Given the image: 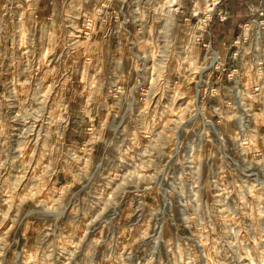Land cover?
I'll return each mask as SVG.
<instances>
[{
  "label": "rangeland",
  "instance_id": "rangeland-1",
  "mask_svg": "<svg viewBox=\"0 0 264 264\" xmlns=\"http://www.w3.org/2000/svg\"><path fill=\"white\" fill-rule=\"evenodd\" d=\"M104 2L0 0L7 264H264V156L251 155H264V131L241 167L233 160L239 126L264 128V78L246 68L238 83H212L211 68L197 71L210 57L197 19L212 0H180L173 14L168 0ZM262 3L211 8L218 55L264 59L254 32L264 13L253 12ZM240 34L248 39L226 47ZM116 83L121 94L105 98ZM193 141L192 157L160 172L173 147Z\"/></svg>",
  "mask_w": 264,
  "mask_h": 264
},
{
  "label": "built area",
  "instance_id": "built-area-1",
  "mask_svg": "<svg viewBox=\"0 0 264 264\" xmlns=\"http://www.w3.org/2000/svg\"><path fill=\"white\" fill-rule=\"evenodd\" d=\"M220 5V4H219ZM216 7V4L214 5ZM251 9H249L250 11ZM205 12V11H204ZM253 12H257L258 15H263L264 11L263 9H259V10H254ZM218 14V12L215 11H211V16H215ZM241 16L243 15V12L241 13ZM224 17V15L218 16V18H216V23L218 20H222L221 18ZM206 20V14L202 16V18L197 19V21L199 22L197 26H199V35L198 37H200V40L202 41L201 46L203 48H205V50H208L211 59L208 58V60L205 62L208 64L207 68H211L210 73H213L214 78L211 80V82H220L221 80H225V79H231L234 77V81L236 83H238V80L236 78H240L242 77V75L245 73L244 71H246V68L251 69H255L256 70V77L257 78H264V59L263 58H255V59H250L249 62L246 61L247 63L243 62L242 56H240V52L237 49H233V50H229L227 49L226 54L224 55H218L216 53L215 50V46H214V29L216 28L215 25H211V22H213V20L211 19V21L208 23L207 26L202 25V21ZM261 22L264 23V19L259 20ZM260 23L258 28L260 29V32L257 33V26L255 28V33L257 34V40L258 42L262 41L264 43V29H262V24ZM243 26L247 25V22H243L242 24ZM221 26V25H220ZM249 27L247 26L245 31L248 32ZM227 39L230 40V42H228L226 44V47L229 45H236V43H239V41L244 42V40L248 39L247 35H239L237 39L232 38L231 36H227ZM204 63V64H205ZM203 64V65H204ZM255 68H254V67ZM205 68V69H207ZM205 69L199 71L200 74L201 72H203ZM258 80V79H257ZM201 76H199L198 80H195L194 84V90H195V95L196 97H198L201 93V88H199V85L201 83ZM249 97H251L254 100H257L256 102H258V97H256L257 95H260L261 92V88L260 85H253V87H249ZM213 86L210 85V87L206 90L207 94L211 95L212 94V90H213ZM122 92V87L119 84H114L112 85L106 92H104L103 96L106 98H112V99H117L118 96L121 94ZM236 92V91H235ZM238 93L236 92L235 95H237ZM87 95H84V101L86 99ZM202 98V97H200ZM197 99V98H196ZM252 107V106H251ZM263 107V105H262ZM263 125H259V127L255 128H247L246 130L244 129L243 125L239 126V137L238 139L235 140L236 142V153L239 154L237 155V159H233L234 162L237 164L238 167H241L243 164L239 161H242L245 159V157L248 154V151L246 150V148H249L250 145L253 142V137L257 135L258 132L260 131H264V128H262ZM254 129V130H253ZM249 132V134H248ZM246 135V137H245ZM251 136V137H250ZM195 142L194 144H192V147H190L185 153L184 152H180L179 151V147L176 145L175 147L172 148L171 151H169L167 153V155L165 156L164 162L162 163V167L160 172L166 173L169 169V164L171 161L179 158H186V157H192L193 154H191L190 152L192 150H197V144L198 142ZM226 152V151H225ZM224 153V152H223ZM226 155V153H225ZM251 155L255 158V159H261L262 156H264L262 154V151L259 148H256L254 150H252ZM228 158L229 156L226 155ZM236 166V167H237Z\"/></svg>",
  "mask_w": 264,
  "mask_h": 264
},
{
  "label": "clouds",
  "instance_id": "clouds-1",
  "mask_svg": "<svg viewBox=\"0 0 264 264\" xmlns=\"http://www.w3.org/2000/svg\"><path fill=\"white\" fill-rule=\"evenodd\" d=\"M179 2H180V0H168L167 7H169V9H170L169 14H173L175 11H177V9H172L171 5L172 4H178ZM218 3H219V0H212V3L209 6V8L205 10L206 20L201 22L202 25L207 26L208 23L211 21V19H212L211 8L215 4H218ZM261 7H264V3L261 4ZM224 18H226V17H222L221 19H224ZM196 39H200V37H196ZM256 51H257L258 56H264V50L257 47ZM209 59H211V57H209ZM207 67H208V64L205 63L204 65H201L200 68L197 69V71H201ZM233 118L235 119L237 117L234 116ZM2 166H3V164L0 163V167H2ZM147 179L151 180V179H154V177H147ZM57 203H59V202H57ZM44 210L48 211V212H54V211H56V205H49V204H47V202H44ZM5 235H7V233ZM144 235L146 236L147 233L145 232ZM3 240H4V237H0V264H7V261L5 259L4 244L2 243Z\"/></svg>",
  "mask_w": 264,
  "mask_h": 264
},
{
  "label": "crops",
  "instance_id": "crops-1",
  "mask_svg": "<svg viewBox=\"0 0 264 264\" xmlns=\"http://www.w3.org/2000/svg\"><path fill=\"white\" fill-rule=\"evenodd\" d=\"M39 1V0H38ZM45 1H51V0H45ZM105 2L104 3H102L101 4V6H103V7H107L108 5H107V3H106V1H108V0H104ZM224 1H226L227 3H230V0H224ZM237 1V0H236ZM242 1H244V0H242ZM109 11V10H108ZM218 41V39H215V41H214V46H216V42ZM225 42V39L224 38H222V43H224Z\"/></svg>",
  "mask_w": 264,
  "mask_h": 264
},
{
  "label": "bare ground",
  "instance_id": "bare-ground-1",
  "mask_svg": "<svg viewBox=\"0 0 264 264\" xmlns=\"http://www.w3.org/2000/svg\"><path fill=\"white\" fill-rule=\"evenodd\" d=\"M202 1V0H201ZM204 1V0H203ZM203 4H206L205 2H203ZM208 7V5H206ZM153 57V56H152Z\"/></svg>",
  "mask_w": 264,
  "mask_h": 264
}]
</instances>
